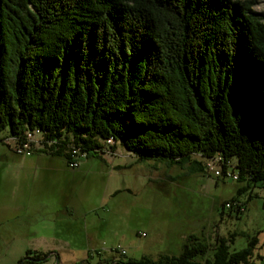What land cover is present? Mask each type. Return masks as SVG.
<instances>
[{"label": "trees", "instance_id": "16d2710c", "mask_svg": "<svg viewBox=\"0 0 264 264\" xmlns=\"http://www.w3.org/2000/svg\"><path fill=\"white\" fill-rule=\"evenodd\" d=\"M254 4L0 0V142L34 129L68 163L70 147L98 157L113 138L139 161L193 160L199 171L193 156L220 153L236 159L239 181L264 182V12ZM230 242L191 234L177 254L119 263L258 264L251 246ZM49 256L27 250L17 264Z\"/></svg>", "mask_w": 264, "mask_h": 264}, {"label": "rangeland", "instance_id": "374dc122", "mask_svg": "<svg viewBox=\"0 0 264 264\" xmlns=\"http://www.w3.org/2000/svg\"><path fill=\"white\" fill-rule=\"evenodd\" d=\"M254 1L252 9L264 12V0ZM231 198L240 213L223 206ZM0 220V264L38 248L57 257L36 264H120L177 254L185 234L209 243L225 237L230 251L251 246L264 264V182L246 185L188 165L118 168L92 156L70 168L63 156H17L0 142Z\"/></svg>", "mask_w": 264, "mask_h": 264}, {"label": "water", "instance_id": "95a60500", "mask_svg": "<svg viewBox=\"0 0 264 264\" xmlns=\"http://www.w3.org/2000/svg\"><path fill=\"white\" fill-rule=\"evenodd\" d=\"M32 130H34V129H30V130H26L24 133H23V135L22 136H24L25 135V133L26 132H28V131H32ZM18 138V137H21L20 135H12V136H5L2 140H1V143H3V144H5L15 155H17V156H25V155H31V154H33V153H41V152H43L42 150H46L47 152H43V153H47V154H50L49 152H51V151H49L48 150V147L51 145V144H54V142L52 141V140H49V139H47L48 141H50L51 143L49 144V145H44L43 147H34V148H32L31 149V151L28 153V154H17L14 150H13V146H12V142H11V138ZM112 140H113V143L111 144V145H104L103 144V147L101 148V149H99L98 150V157L99 158H103V159H106L107 158V156H113L114 155V153H115V151H112L111 150V148L113 147V145L114 144H117V145H119V143L118 142H115V140L112 138ZM121 146V145H120ZM70 150V149H69ZM69 150H68V153H69ZM81 151V150H80ZM51 155V154H50ZM216 156H219V157H221L222 158V164H221V168H220V170H221V173L219 174V175H216V174H214V172L213 171H208L207 169H206V166H205V163H206V161L208 160V159H210V158H214V157H216ZM83 158H87L86 157V153L85 152H81V155L80 156H78V159H77V161H78V166H79V164H80V161H81V159H83ZM192 158H194V159H196V160H198L199 161V163H200V166H201V168L203 169V171H205V172H208V173H213L215 176H217V177H219V176H221V177H224V178H227V179H232V180H238V174H236L235 172H234V169H236L235 168V165H236V159L235 158H230V159H225L220 153H216V154H214V155H212V156H208V157H206V156H201V155H196V156H193ZM69 160H70V155H69V159H68V163H67V165L69 164ZM69 166V165H68ZM77 166V167H78ZM70 167V166H69ZM77 167H75V168H77ZM71 168V167H70ZM230 173L231 175H235L236 177L235 178H233L232 176H227L226 175V173Z\"/></svg>", "mask_w": 264, "mask_h": 264}, {"label": "built area", "instance_id": "2783aa9c", "mask_svg": "<svg viewBox=\"0 0 264 264\" xmlns=\"http://www.w3.org/2000/svg\"><path fill=\"white\" fill-rule=\"evenodd\" d=\"M12 142L13 150L17 154H28L32 148L34 147H43L44 145H49L51 142L43 139L40 135L32 134V132H26L23 137H16L10 139ZM70 160L69 166L71 168H75L78 166V156L81 155V151L77 147H70L69 150ZM221 164L222 158L216 156L214 158H210L206 161L205 166L208 171H213L214 174L219 175L221 173ZM227 176H232L235 178V175H231L230 173H226ZM226 207H230L229 203L225 204ZM120 254H124L125 251L123 249H116Z\"/></svg>", "mask_w": 264, "mask_h": 264}, {"label": "crops", "instance_id": "0c3cea01", "mask_svg": "<svg viewBox=\"0 0 264 264\" xmlns=\"http://www.w3.org/2000/svg\"><path fill=\"white\" fill-rule=\"evenodd\" d=\"M88 158V157H87ZM99 158V157H98ZM101 161H103L104 163H109L110 165H112L113 167H118V168H131L134 164H138L139 160L137 159V157L125 150L123 147H121V150H116L114 155L112 157H110L109 159H103V158H99ZM149 161L151 164H162L164 165L166 168H170V167H179V165L177 164H172L170 165L169 163L165 162V161H159V160H146ZM193 161V160H190ZM189 161V163H185L184 165H188V166H193V168L196 170L198 167L195 164H191V162ZM154 166V165H153ZM200 166V165H199ZM181 167V166H180ZM201 168V166H200ZM242 187L238 188L237 191L241 190ZM4 223V220H0V224ZM191 234H185V235H181V246L183 245L185 238ZM195 235V234H194ZM31 251H37V252H42V253H49V258L48 260L50 262H56V257L57 254L55 251L53 250H43L42 248H38V249H29ZM50 251V252H48ZM180 251V250H179ZM126 254V252L124 253ZM134 259V258H131Z\"/></svg>", "mask_w": 264, "mask_h": 264}, {"label": "bare ground", "instance_id": "6f19581e", "mask_svg": "<svg viewBox=\"0 0 264 264\" xmlns=\"http://www.w3.org/2000/svg\"><path fill=\"white\" fill-rule=\"evenodd\" d=\"M106 142V141H105ZM110 143V141H108Z\"/></svg>", "mask_w": 264, "mask_h": 264}]
</instances>
